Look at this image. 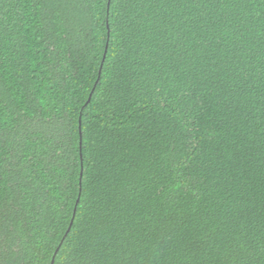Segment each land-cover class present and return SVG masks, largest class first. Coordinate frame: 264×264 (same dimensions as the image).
Wrapping results in <instances>:
<instances>
[{"label": "trees", "instance_id": "obj_1", "mask_svg": "<svg viewBox=\"0 0 264 264\" xmlns=\"http://www.w3.org/2000/svg\"><path fill=\"white\" fill-rule=\"evenodd\" d=\"M0 264H264V0H0Z\"/></svg>", "mask_w": 264, "mask_h": 264}, {"label": "water", "instance_id": "obj_2", "mask_svg": "<svg viewBox=\"0 0 264 264\" xmlns=\"http://www.w3.org/2000/svg\"><path fill=\"white\" fill-rule=\"evenodd\" d=\"M73 225V222H72V224H71V226ZM71 228V227H70Z\"/></svg>", "mask_w": 264, "mask_h": 264}]
</instances>
